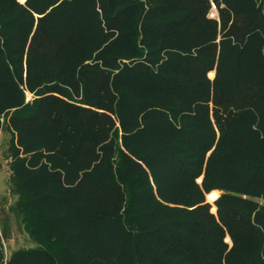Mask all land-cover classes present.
<instances>
[{
	"label": "trees",
	"instance_id": "1",
	"mask_svg": "<svg viewBox=\"0 0 264 264\" xmlns=\"http://www.w3.org/2000/svg\"><path fill=\"white\" fill-rule=\"evenodd\" d=\"M0 129V264H264V0H0Z\"/></svg>",
	"mask_w": 264,
	"mask_h": 264
},
{
	"label": "rangeland",
	"instance_id": "2",
	"mask_svg": "<svg viewBox=\"0 0 264 264\" xmlns=\"http://www.w3.org/2000/svg\"><path fill=\"white\" fill-rule=\"evenodd\" d=\"M21 4L25 3L18 0ZM210 17L218 18V11L213 4L210 12ZM214 78V74H210ZM27 98L30 100L32 95L27 93ZM10 136L4 129L0 135V236L4 244L6 256L9 257L11 253L30 247H34V243L29 239L24 232L20 220L10 212V207L15 202V197L10 192V160L7 154L8 140ZM212 206V211H213ZM214 212V211H213ZM4 235V236H3ZM230 242V240H227Z\"/></svg>",
	"mask_w": 264,
	"mask_h": 264
},
{
	"label": "built area",
	"instance_id": "3",
	"mask_svg": "<svg viewBox=\"0 0 264 264\" xmlns=\"http://www.w3.org/2000/svg\"><path fill=\"white\" fill-rule=\"evenodd\" d=\"M0 135H1V129H0ZM218 197H219V193L217 191H212L207 195V201L214 206V203L218 199ZM213 211L216 212V207H213Z\"/></svg>",
	"mask_w": 264,
	"mask_h": 264
},
{
	"label": "bare ground",
	"instance_id": "4",
	"mask_svg": "<svg viewBox=\"0 0 264 264\" xmlns=\"http://www.w3.org/2000/svg\"><path fill=\"white\" fill-rule=\"evenodd\" d=\"M22 2H24V0H21ZM214 73H212V75H213ZM215 211V210H214Z\"/></svg>",
	"mask_w": 264,
	"mask_h": 264
},
{
	"label": "water",
	"instance_id": "5",
	"mask_svg": "<svg viewBox=\"0 0 264 264\" xmlns=\"http://www.w3.org/2000/svg\"><path fill=\"white\" fill-rule=\"evenodd\" d=\"M26 1V0H25Z\"/></svg>",
	"mask_w": 264,
	"mask_h": 264
}]
</instances>
